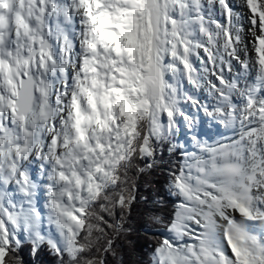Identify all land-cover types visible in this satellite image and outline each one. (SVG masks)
I'll list each match as a JSON object with an SVG mask.
<instances>
[{
  "label": "snow or ice",
  "instance_id": "snow-or-ice-1",
  "mask_svg": "<svg viewBox=\"0 0 264 264\" xmlns=\"http://www.w3.org/2000/svg\"><path fill=\"white\" fill-rule=\"evenodd\" d=\"M264 264V0H0V264Z\"/></svg>",
  "mask_w": 264,
  "mask_h": 264
},
{
  "label": "trees",
  "instance_id": "trees-1",
  "mask_svg": "<svg viewBox=\"0 0 264 264\" xmlns=\"http://www.w3.org/2000/svg\"><path fill=\"white\" fill-rule=\"evenodd\" d=\"M49 259L50 258L47 257H41L40 264H49Z\"/></svg>",
  "mask_w": 264,
  "mask_h": 264
}]
</instances>
